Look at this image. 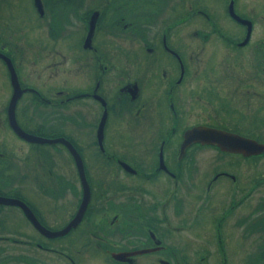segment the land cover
<instances>
[{
	"label": "flooded vegetation",
	"instance_id": "1",
	"mask_svg": "<svg viewBox=\"0 0 264 264\" xmlns=\"http://www.w3.org/2000/svg\"><path fill=\"white\" fill-rule=\"evenodd\" d=\"M229 8L249 23L234 19ZM217 12L232 23L215 21ZM263 13L264 0H0L3 128L23 139L8 122L10 66L21 89L15 122L28 133L68 140L80 156L88 190L81 217L58 246L57 236L40 232L20 206L0 202V264L10 258L12 264H57L56 255L63 258L59 264H229L231 225L239 237L257 233L255 264H264V166L248 168V160L264 159V150L242 154L199 141L180 149L184 130L199 124L264 143V33L256 27ZM191 15L204 21L184 31ZM184 34L194 40L184 43ZM46 57L50 66L65 62L67 79L38 84L37 65ZM28 99L50 107V115L60 108L63 114L52 123L38 113L31 123L24 117ZM142 116L149 126L145 140L135 129ZM132 121L135 131L128 146L121 145ZM58 144L73 164L70 171L46 154L7 171L17 180L11 182L17 197L51 230L73 217L82 196L75 161ZM7 146L0 149L1 174L15 164ZM89 158L103 165L93 166ZM40 188L48 195L38 196V204L33 194ZM253 191L258 195L249 224ZM63 193L71 195L65 202L58 198ZM48 203L66 205L57 228L50 227ZM10 212L22 224L17 238L3 233ZM193 224L205 236L196 245L184 234ZM3 240L18 243L15 255H8Z\"/></svg>",
	"mask_w": 264,
	"mask_h": 264
},
{
	"label": "rangeland",
	"instance_id": "2",
	"mask_svg": "<svg viewBox=\"0 0 264 264\" xmlns=\"http://www.w3.org/2000/svg\"><path fill=\"white\" fill-rule=\"evenodd\" d=\"M223 15L224 14H220L217 12L213 15V18L215 21L219 23H223V24L232 23V21L228 17H226L225 15L223 16ZM256 20H257L256 27L259 25L262 28L261 30H259V32L264 33V26H262V23L264 22V13L258 16ZM202 21H204L203 17L199 15H191L185 21L186 24L183 25L184 31L187 27H193L194 23H200ZM193 40H194L193 36L184 34V43L192 42ZM54 59H56V57ZM48 62H49L48 58L46 57L45 59L43 58L41 62L37 65L38 71L42 74L40 78H38L39 80L38 84L40 83L42 86L46 87L47 85L51 86L52 84H54V82L57 83V81L62 82L64 77L67 79L68 76L66 73H64L65 62L61 60L55 64L52 63L51 66L46 64ZM136 65H139V63H136ZM28 69L31 70V68H28ZM50 69H52L53 71H51L49 76L48 75L46 76V72H48ZM54 74H55V77H53ZM0 75H1L0 76V103H3L4 97H5L4 89H6V84L3 82V67L2 69L0 68ZM51 78H55L56 80L51 81ZM31 80L34 81V78H31ZM24 102H25L24 117L28 119L31 123L37 122V120H39L38 113L40 114V117H42L43 112L48 114L47 118L44 120L52 122V123L56 121L55 120L56 115L63 114V108H60L59 110H57V112L54 115L53 114L50 115L49 114V111L51 110L50 107L43 106L40 104L38 105L36 104L35 101H31V99L24 100ZM27 115L30 116L31 119L28 118ZM263 116H264V113H263ZM133 123L135 122L132 121L131 123L126 125V128L130 132L124 129L123 134L125 135L123 138L120 139L121 145L123 143L125 146H128V143H129L128 134L130 135L131 132L134 133L135 131V130L132 131L131 128L133 126H130ZM62 125H65V121H62ZM123 128L124 127H122L121 125L118 126L119 131L123 130ZM135 129L137 130L136 132H137L138 138H142L144 140L147 139L146 136L149 133V126L146 125L143 119V116L136 122ZM71 130H75L76 132L81 131L79 128H71ZM3 140H6V141H3ZM81 143L83 144L82 139H81ZM3 144H5V146L8 144L6 150L10 151L8 153H10L13 156L11 160L14 159V163H15L13 165H10L11 167L10 169L9 168L3 169V174H1L0 172V184L3 183L4 195L17 197L18 193L20 192L19 190H15L14 188H12L13 187L12 183H16L17 180L16 178H13L14 175L10 176V174L7 173V171H10L11 174L14 173L15 165L20 167L21 165H23L22 163H26L28 166H30L32 162L36 159L37 154L38 155L46 154L48 155L47 158H50V156H53V159L55 160L54 165L61 168L63 171H66V170L70 171V168L71 167L73 168L72 162H70L69 160L66 161L65 156H67V154L63 153V148H61V146L58 143H53L51 145L50 144L29 143L23 139L18 138L12 131H10V129L6 128L4 130L3 123L2 121H0V149L1 150L3 149ZM92 148L95 149L94 146H92ZM84 149H86V147H84ZM205 151H208V149L207 148L199 149V153H203ZM90 159L92 160L93 166L103 165V164L98 163L92 158H89V160ZM262 161H263V164H262ZM262 161L256 163V160H253V161L248 160V166H249L248 168L251 167L250 168L251 170H255L256 167L259 165L264 166V159ZM17 171L15 172V174L17 173ZM119 181L127 182L128 179H123L122 177H120ZM221 181L223 180L221 179ZM21 190L23 193V190H27V189H21ZM37 190L39 191L38 195L33 194V197L36 199L39 196L42 199H46L48 195L47 194L48 191L45 189H41V188ZM262 192L264 193V188ZM22 195L24 196V194ZM257 195L258 193L256 191H253V193L249 195L248 197L247 211H248V223L249 224L255 215V210H252V209L256 204ZM68 197L69 198L71 197L69 193H63L58 198H60L62 201L65 202ZM36 201L38 204H40V202L37 199ZM189 201H191V198L189 199ZM44 206L46 209L51 210L53 212L52 214L53 219L50 220L51 222L50 227L57 228L58 225H60V223H63V221L66 218V216L64 215L66 205L60 204L59 206L54 207L53 204L48 203V204H44ZM7 223H4L3 225V233L10 234L12 237L17 238V232L18 230H21V225H22L20 224L19 217L16 215H12V213L10 212ZM22 228L24 230H27L25 227H22ZM199 228H200V225L196 226V224L195 225L193 224V225H190L188 228H186V231L184 232L186 239L192 241L193 245L198 244L199 242L203 241L205 238L204 234L196 233V230ZM235 230L239 231V228H236V226L231 225L230 235L228 237V244L231 249L232 258L231 256L228 258L230 262L229 264H231V262H234L233 264H255L256 253L258 251L257 245L260 243V238L258 237L255 231L247 232V235L239 237V234L235 235ZM67 238L68 237L66 235H60V236H57V238H55L54 242L58 246V245L64 244L67 241ZM3 247L6 248L8 255L9 254L15 255L19 245L18 243H10L9 241L3 240ZM241 255H242V258L240 259ZM62 259L63 258L61 256L56 255L57 264L61 263ZM12 263H15V260L11 258L3 262V264H12Z\"/></svg>",
	"mask_w": 264,
	"mask_h": 264
},
{
	"label": "water",
	"instance_id": "3",
	"mask_svg": "<svg viewBox=\"0 0 264 264\" xmlns=\"http://www.w3.org/2000/svg\"><path fill=\"white\" fill-rule=\"evenodd\" d=\"M229 14L236 20L240 22H247L249 23L248 19L241 18L239 17L236 13L233 12L231 8H229ZM5 61L8 60L5 58ZM9 64V63H8ZM10 82L12 85V93L8 102V107H7V113H8V122L11 128L14 130V132L20 136L21 138L29 141V142H35V143H55V142H61L65 145V147L69 150L71 153L81 181L82 185V196L80 199V202L78 204L77 210L74 213L73 217L60 229H55L51 230L43 226L32 214V212L29 210L27 205L25 204L24 201L17 197H11V196H1L0 195V202L6 203V204H14L20 206L24 213L26 214L27 218L31 221L33 226H35L40 232L45 234L46 236H56V235H61L65 233L69 227L75 225V223L79 220L81 217L83 210L85 208V204L87 201L88 197V190H87V184L86 180L83 176V171H82V165H81V160L79 157V154L73 147V145L66 140L65 138L62 137H44L40 135H35L28 133L24 131L22 128H20L17 123L15 122L14 116H13V106L15 103L16 97L20 93V88L17 84V80L14 76V73L12 72L10 66ZM102 123V117L99 123V127L101 126ZM191 141H199L201 143H213L216 144L220 149L222 150H228V151H237L242 154H251V153H258L262 152L264 150V143L257 142L251 138L228 132L226 130L212 127V126H206V125H193L189 128H186L183 132V139L180 143V149L182 150L183 147L188 144Z\"/></svg>",
	"mask_w": 264,
	"mask_h": 264
}]
</instances>
